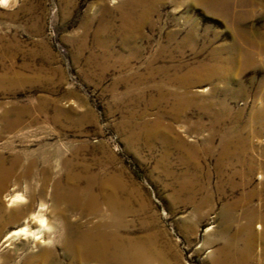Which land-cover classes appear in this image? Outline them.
Wrapping results in <instances>:
<instances>
[{
    "label": "rangeland",
    "instance_id": "rangeland-1",
    "mask_svg": "<svg viewBox=\"0 0 264 264\" xmlns=\"http://www.w3.org/2000/svg\"><path fill=\"white\" fill-rule=\"evenodd\" d=\"M263 44L264 0H0V168L18 159L0 217L16 191L53 226L8 244L26 214L8 216L0 264H95L67 253V222L122 223L157 264H219L228 241L240 258L264 215ZM104 185L124 218L67 197Z\"/></svg>",
    "mask_w": 264,
    "mask_h": 264
},
{
    "label": "bare ground",
    "instance_id": "bare-ground-1",
    "mask_svg": "<svg viewBox=\"0 0 264 264\" xmlns=\"http://www.w3.org/2000/svg\"><path fill=\"white\" fill-rule=\"evenodd\" d=\"M262 48V52L264 53V44ZM6 77V74H0V82ZM9 113L10 112L7 111L3 114V118L9 122L8 127L14 129L15 125H17L20 120L9 118ZM17 163L18 159L16 157L13 160V166L11 168H0V197L3 190L6 188L9 171L10 173L15 172V166ZM31 171L29 167L26 170V174H31ZM72 177L69 176L71 181L74 179V177ZM60 185L61 181L58 182L59 187ZM101 189L100 194H98L91 189V187L88 188L87 191H85L86 199L88 198V201L82 205H80V200L83 197L84 191L79 190L78 186L73 187L67 197L71 201L72 207H80L85 213L101 212L103 215L110 211L115 218H124L130 211V208L128 204L121 199L118 191L113 189L111 192H108L106 185L102 186ZM60 195L61 193L57 192L55 197L58 198ZM7 197L10 202L9 206L13 208L4 211L3 215L0 217V225L8 216L20 217L22 214H26L22 227L12 230L6 235L5 241H7L8 244L21 235H24L25 237H33L38 240V243L41 245L47 244V241L50 242L53 240V238L47 234L53 226L46 217V206L43 202L41 203V208L39 210H34L30 204L20 206L21 203L24 204L28 202L27 197L23 193L12 191L7 194ZM100 198H103L107 208L104 207L103 209V206L99 201ZM254 223V219H250L244 226L243 230H245L246 242L244 244L245 247L242 251V256L240 258L235 257V254L232 252L234 244L231 241H228L225 248L222 250V260H219V264H249V253L254 249L256 239L260 236L264 239V215L261 216L258 223L260 231L254 227ZM107 226L108 225L106 224H100L82 228L79 223L67 222V233L64 240L67 253L74 260L77 259L81 262L91 261L95 262V264H157V257L152 254V250L141 240V238L121 233V227L123 226L122 223ZM47 235L48 238H46ZM44 254L47 255V258L53 257V252L51 250L43 249L39 252V256H43Z\"/></svg>",
    "mask_w": 264,
    "mask_h": 264
}]
</instances>
